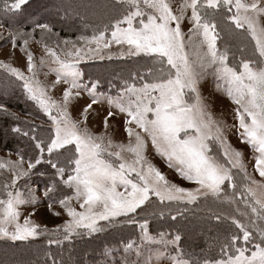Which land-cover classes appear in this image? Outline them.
I'll list each match as a JSON object with an SVG mask.
<instances>
[{"label":"snow or ice","instance_id":"obj_1","mask_svg":"<svg viewBox=\"0 0 264 264\" xmlns=\"http://www.w3.org/2000/svg\"><path fill=\"white\" fill-rule=\"evenodd\" d=\"M2 2L0 11L6 16L15 17L17 24L32 18L34 27L32 32L19 28L9 32L13 49L23 41L26 71L4 61L0 68L21 82L28 99L51 124L47 139L12 128L34 141V155L27 161L24 155L16 160L0 157V175H9L0 187V240L27 243L47 236L48 245H62L75 238L87 241L123 225H138L139 242L128 239L106 245L99 259L76 264H164L165 260L168 264H264V0H180L175 8L173 0H112L111 4L88 5L102 11L118 8L119 13L95 28L91 36L60 41L55 48L42 37L38 43L43 44L44 54L39 65L28 50L33 33L38 28L42 34H58L49 23L34 19L35 13L27 12L30 0ZM218 17L251 38L255 60L241 59L230 66L228 48L221 51L218 47ZM185 21L190 25L187 31ZM114 57H147L150 63L145 71L122 79L115 96L98 92L99 80L83 82L82 62ZM46 61L55 65L50 68L56 75L52 87L67 85L59 99L37 78L38 68ZM209 70L223 82L217 84V90L234 106L236 123L232 127L241 144L251 149L260 180L249 174L244 152L229 143L225 123L214 117L201 93L200 82ZM82 92H87L91 102L83 107L80 118L73 119L70 105ZM104 103L108 106L104 130L95 134L87 126L90 110ZM0 113L19 119L4 103H0ZM120 114L126 142L115 141L109 132L110 120ZM149 147L190 186L170 180L149 159ZM41 165L50 169L43 191L52 201L47 207L56 217L66 216L54 229L36 223L31 218L35 212L21 223V206L36 205L40 200L27 183L26 191H21L18 181L45 175L34 171ZM208 201L235 205L243 219L208 208ZM54 204L61 211H55ZM193 209L206 212V218L217 223L230 220L238 230L215 240L220 258H195L180 247L179 232L150 233L149 217L167 214L177 221ZM152 244L163 245V249L155 253L148 249L146 255L145 246ZM170 245L175 255L167 251ZM45 255L51 264H65L51 253Z\"/></svg>","mask_w":264,"mask_h":264},{"label":"rangeland","instance_id":"obj_2","mask_svg":"<svg viewBox=\"0 0 264 264\" xmlns=\"http://www.w3.org/2000/svg\"><path fill=\"white\" fill-rule=\"evenodd\" d=\"M35 2V4L27 7V12L35 13L34 19H38L44 23L48 22L52 28L56 27V22L58 20H70L74 21L80 18V22L83 20L84 24L81 30L74 32L69 31V37L63 35H52V34H42L41 31L35 30L32 38L29 40L28 50L32 51L34 54V59L39 65V59L44 54L43 44L38 43L41 41L42 37H50L53 42L48 45L51 47H56V44L63 40L76 41L78 36H91L93 30L97 27H103L105 24L109 23V20L118 15L119 9L111 10H101L93 9L88 7V5L93 4H111L112 0H30V3ZM180 0H173L174 8L178 6ZM46 5V7H44ZM190 15V10H189ZM15 18V17H12ZM16 19V18H15ZM72 20L70 22H72ZM219 31L221 39L218 41V47L221 51L225 47L229 50L228 61L230 66L238 65L241 59H252L257 58V54L254 51V42L249 36L243 33L242 30H234V26H230L229 23L222 17H218ZM1 25V22H0ZM24 29L21 31L32 32V30H26V26L31 25L34 27L32 18L26 20L23 24ZM190 25L187 21L184 22V30L187 31ZM54 30V29H53ZM14 31L8 28L0 27V61L5 63H11L14 67H19L26 71V60L27 57L21 48L23 47V41L20 40V45L13 49L11 45V40L9 39V32ZM46 43V42H44ZM82 44V42H80ZM64 47L63 44L60 45ZM117 46H113V51L116 50ZM59 51V49H57ZM150 63L147 57H125V58H113L111 60H88L82 62L79 67L85 73L84 83L89 84L91 81L99 80L98 92H103L108 95L115 96L117 91L121 87L122 79H127L131 73L137 71L143 72L146 66ZM55 67V65L50 62L45 63L43 67L38 68V79L44 84L49 86V93L53 97L59 99L62 96V91L67 85L61 83L52 87L53 82L56 79L54 72L50 71V68ZM223 83L218 81L217 76L214 72L209 70L206 72L200 82L201 93L204 96L206 102L208 103L209 110L212 112L214 117L225 123V135L229 143L236 149H240L244 152V159L247 165V170L250 175L255 179L260 180L261 177L258 173L254 171V160L252 159L251 149L241 144L238 132L232 127L236 121L233 118V105L228 97L222 92L217 90V84ZM27 100L30 104V110H38L40 116L30 111L29 113L22 114L16 109L9 108V111L16 114L20 120H25L30 122V124L39 125L40 132L35 135L37 139H47L50 131L51 122L48 120L47 116L40 111L35 102L28 99L27 95L24 93L21 87V82L15 80L14 77L9 76L2 68H0V103L5 101H13L14 104H20ZM91 102L90 97L87 92H82L81 96L73 101L70 105V111L73 119L80 118V112L84 106ZM114 110V109H113ZM108 106L106 103L97 104L93 106L90 110L89 119L87 126L95 134H100L103 129V119L107 115ZM8 116V115H7ZM10 117V116H8ZM35 117V118H34ZM38 117V118H36ZM123 121L124 116L120 114L110 120L109 132L112 134L113 139L117 142H126V133L123 131ZM13 122H11L12 124ZM25 138V142L30 144L20 143L22 147L16 149L15 151H8L7 149L0 148V157L5 159L16 160L19 155H24L27 161L29 157L34 155L33 145L34 141L30 138L22 136ZM148 157L152 162L164 172L170 180L176 183H180L182 186H190L187 181H181L177 174L166 166L163 158L155 154L154 150L149 147L147 153ZM26 167V164H25ZM47 168V169H45ZM39 172H45L43 176L32 175L30 178L21 179L18 181V187L21 191H26L25 183H27L32 189L35 190L36 196L39 198L40 202L36 205L26 204L21 206L20 211L21 223L24 217L29 216L30 213L35 212V215L31 218L38 224L47 225L49 229H54L57 225L63 223L66 216L56 217L53 215V211L49 210L47 205L52 203L47 198L43 196L44 185L48 181V173L50 169L46 165L38 166L37 170ZM9 179L8 173H3L0 175V187L3 183ZM122 190V189H121ZM231 191V189H229ZM65 194L71 195L70 191H66ZM239 200L240 197L238 196ZM243 210V204L239 205ZM55 211H61L58 204L53 205ZM201 207H204L203 202H201ZM207 207L213 209L218 213L237 215L235 212V205L228 204H216L212 201H208ZM150 211L152 209H149ZM207 213L193 211L185 213L184 217H178L177 221L171 220V218L166 214L163 218L160 217H149V231L152 235H157L159 232L169 233L175 235L177 232L182 237L180 242V247L185 251L190 252L195 258L209 257L213 259H218L221 256L219 250V244L215 242L217 238L222 240L223 237L228 232L238 231L234 225L231 224L230 220H225L222 223H217L215 220L207 219ZM140 229L138 225H123L118 229H110L108 232L96 234L91 239L83 241L79 238H75L73 241H65L62 245H48V237L40 236L35 240L30 242H11L0 240V261H7L8 264H51V261L45 255V253H51L57 260H64L65 264H76L77 261L83 260L85 262H91L94 259H99L100 250L108 245H117L122 240L135 239L139 242ZM171 238V236H169ZM205 239V240H204ZM191 240L192 244H187ZM196 247H193V243H197ZM243 242L241 241L238 246H241ZM249 249H252V245H247ZM173 246L168 247V252L175 255L172 252ZM146 252L148 254V249L155 253L156 251L162 250L163 245L152 244L145 246ZM7 252V256L4 252ZM86 253L85 257L81 259L82 255ZM246 254H250L246 253ZM164 264H168L165 260Z\"/></svg>","mask_w":264,"mask_h":264},{"label":"trees","instance_id":"obj_3","mask_svg":"<svg viewBox=\"0 0 264 264\" xmlns=\"http://www.w3.org/2000/svg\"><path fill=\"white\" fill-rule=\"evenodd\" d=\"M35 4V2H32L29 4V6ZM3 7V2L2 0H0V9H2ZM15 18H12L10 15L6 16L3 11H0V22L1 25H3L5 28H8L10 30H15V28L17 26L20 27V29H24L22 24H17L15 22ZM72 19L70 18V20H58V22H56V27L53 28V32L54 33H58L60 36L63 35L65 37H69L67 34L69 31H79L81 30L82 25L84 24L83 20L80 22V18H78V20L74 21L72 20V22H70ZM43 22V21H42ZM48 23V22H46ZM26 30H32L33 26L28 25L25 27ZM38 30V28L36 29ZM76 30V31H75ZM77 33V32H76ZM62 37V36H61ZM43 42H46L47 44L53 42L52 39H50V37H46L43 38ZM18 46L20 45V42H18L17 44ZM4 103L7 107L9 108H13L16 109V111H19L22 114H26L29 113L30 111V104L27 100H24V102H21L20 104H14L13 101H5V102H1ZM35 113H37L40 116V122H42L43 118L41 119V115L38 112V110L33 111ZM35 118V117H34ZM38 118V117H36ZM39 119V118H38ZM11 122H13L11 124ZM14 127H20L22 129V131H28L30 136L31 134H38L40 132V127L39 125H34V124H30V122L25 121V120H20V119H14L12 116L8 117L7 115L0 113V148H4L7 149L8 151H15L16 149L20 148V146L22 147V145L20 143H24V144H30L25 142V138H22V134H18V133H14L12 131V128ZM29 138V137H27ZM47 169V168H45ZM205 240V239H204ZM193 241L189 240L187 242V244H192ZM193 247H196L198 245L197 243H193ZM86 255V253H84L81 257L84 258Z\"/></svg>","mask_w":264,"mask_h":264}]
</instances>
